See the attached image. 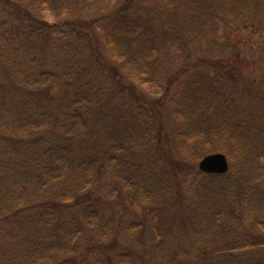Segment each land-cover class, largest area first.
<instances>
[{"label": "trees", "instance_id": "obj_1", "mask_svg": "<svg viewBox=\"0 0 264 264\" xmlns=\"http://www.w3.org/2000/svg\"><path fill=\"white\" fill-rule=\"evenodd\" d=\"M20 1L72 18L82 2L111 11L101 34L66 19L92 35L90 55L55 24L33 38L30 21L46 24L19 17ZM247 1L264 28V0ZM179 2L142 0L138 12L132 0H0V264H264V195L245 192L264 187V103L223 94L198 71L176 80L172 66L204 43L205 12L237 28L242 0L173 10ZM217 152L231 171L201 174L197 162ZM126 197L141 216H125Z\"/></svg>", "mask_w": 264, "mask_h": 264}, {"label": "rangeland", "instance_id": "obj_2", "mask_svg": "<svg viewBox=\"0 0 264 264\" xmlns=\"http://www.w3.org/2000/svg\"><path fill=\"white\" fill-rule=\"evenodd\" d=\"M119 1L122 2V0ZM181 1L182 0H180V2ZM180 2L179 8L173 10L178 11L182 9L183 3ZM246 2L248 1L242 0L241 7L237 12V19L234 22V25L238 24V27L233 30L235 32H233L230 28L228 29V23L230 24L228 16L227 20L220 21V18L222 17L218 19L216 18L217 16L214 15L213 17L216 20L212 19V23L209 21V15H207L206 12L202 15V17H200V22L202 23V27L200 28V37L204 43L202 46L198 45V48L189 46L187 50L180 54L176 63L172 65L175 69H179V72L181 73L180 75L177 71L178 74L177 77H175L176 80H185L188 78V75H192L194 72L198 71L200 73H204V76H206L208 82L212 84L214 88L221 89L220 86L222 85L223 94L225 93L228 95L230 91H233V93L236 94L237 99L239 97H243V100L246 98L249 102L264 103V28L255 23V18L247 19L249 13H247V10H244L245 8H248L245 5ZM82 3L79 4L73 18L67 16L66 12L63 10L61 11L51 8L39 11V9H37L39 6L36 3L27 1H20V3L17 2L16 6L18 7H16L15 10H19V17H23L25 19V14L22 12V9H24L29 13V17L34 14L36 17L40 18V23L43 22L46 24L44 27L40 25L37 28V24L33 22L35 20L30 21V25L37 30V34L33 38H41L40 33L47 36L49 34L48 29H50L48 24L57 25V29L61 31H72L73 29L71 30L69 28L70 24H67L71 18L73 21L84 20V24L89 31H93L94 27L96 32L100 33V30L105 31V26L108 22H102V20L107 14H110L111 8L102 7L100 13L97 14L90 11L91 9L88 2H86V4L84 3L86 5L85 9ZM127 6L138 12L142 11L141 6L145 8L142 0H132V3H127ZM96 20L101 21L98 23ZM18 21L19 19L17 20L16 18V21L14 22L15 24L11 28L12 31L17 29V26L19 25ZM72 34H75L78 37L81 45L87 46L86 49L91 55V48L94 49V40L91 37L92 35L89 32L85 33L82 30L72 31ZM206 35L207 38L205 39L204 36L206 37ZM53 36H55V33ZM182 41L187 42L185 36L182 37ZM195 50H199L202 55H195ZM212 56L216 59L218 58L223 60L215 63L214 67H208V61L211 60ZM206 57H208V59H204ZM104 65L106 70L110 69L115 76L118 74V80H122L121 78H123L125 73L121 69L115 70L114 67L108 66L109 64L106 63H104ZM215 66L218 67L215 68ZM179 84L177 83L176 87L177 85L179 86ZM144 93L148 99L158 98L150 85L146 88ZM181 185L184 186V183ZM245 192L248 194L264 195V187H252L250 190ZM177 199L179 203L184 204V199L180 190L178 191ZM240 207L238 204H235L232 208L239 214L242 213ZM124 211H126L125 216L128 218H136L141 216L143 213L141 208L134 201L133 197H126ZM246 228L243 229L242 232L240 230L241 233L238 232V230H234V232L239 235L245 231H249V229ZM250 232L255 235L261 234L259 231L251 229ZM243 254L244 253L242 252L234 253V255L239 257L241 260L242 257L245 256ZM181 257H185V255H181ZM261 258L264 261V257Z\"/></svg>", "mask_w": 264, "mask_h": 264}, {"label": "water", "instance_id": "obj_3", "mask_svg": "<svg viewBox=\"0 0 264 264\" xmlns=\"http://www.w3.org/2000/svg\"><path fill=\"white\" fill-rule=\"evenodd\" d=\"M199 169L205 173L221 174L227 171V164L222 155L210 156L200 163Z\"/></svg>", "mask_w": 264, "mask_h": 264}]
</instances>
